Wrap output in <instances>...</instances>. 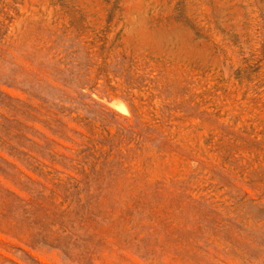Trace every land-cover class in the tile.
<instances>
[{"label": "rangeland", "instance_id": "374dc122", "mask_svg": "<svg viewBox=\"0 0 264 264\" xmlns=\"http://www.w3.org/2000/svg\"><path fill=\"white\" fill-rule=\"evenodd\" d=\"M0 264H264V0H0Z\"/></svg>", "mask_w": 264, "mask_h": 264}]
</instances>
